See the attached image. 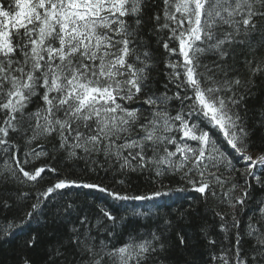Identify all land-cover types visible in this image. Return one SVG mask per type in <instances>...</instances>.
Masks as SVG:
<instances>
[{
  "label": "snow or ice",
  "instance_id": "1",
  "mask_svg": "<svg viewBox=\"0 0 264 264\" xmlns=\"http://www.w3.org/2000/svg\"><path fill=\"white\" fill-rule=\"evenodd\" d=\"M262 90L264 0H0V240L32 249L40 225L66 233L51 264H165L210 213V264H264Z\"/></svg>",
  "mask_w": 264,
  "mask_h": 264
},
{
  "label": "trees",
  "instance_id": "2",
  "mask_svg": "<svg viewBox=\"0 0 264 264\" xmlns=\"http://www.w3.org/2000/svg\"><path fill=\"white\" fill-rule=\"evenodd\" d=\"M261 97H264V90L261 91L260 97L250 103L259 104ZM253 141L254 143L250 150L253 151L254 154L264 150V134H261L259 130H257V132L253 135ZM101 176H103V174H101ZM85 178L92 179L94 182H99L95 177ZM236 178L239 179L238 173L236 174ZM49 183H51L49 180L44 181V185ZM104 183L109 187H115V185L111 183V180H104ZM76 191L80 190L71 189L70 194L75 193ZM129 191H131V189H129ZM0 194L10 195V186H0ZM196 195L197 194L194 192L177 193L166 202L164 200L157 201L161 207L159 209H153V212H158L160 216L169 215L175 218L177 212L187 207ZM250 195L252 196V202L248 209L249 213L256 207L255 201L257 199H264V191L256 188L254 185ZM93 197H100V194H90L88 197L90 202L93 200ZM103 199L105 198L100 197V199L96 202H102ZM137 205H139V202H137ZM132 207V204H128L125 205V207L119 208L118 211L122 213L125 211V208L131 209ZM221 210L226 211V209L223 208H221ZM8 215H12V213H8ZM247 215L248 213H245V217ZM205 221H207L209 225H213L210 235L219 243L223 234L219 232L217 227H215L217 221L212 219L210 213L207 215L202 214L197 216V218L190 224L181 225L191 238V242L183 248L175 246L170 248L166 256L162 257V259L165 260V264H210V252H219V247L210 248L207 242L200 238L199 226ZM155 223V220L148 217H134L130 215L127 221V230L133 231L138 229L140 233H146L148 227L153 226ZM33 227L38 229V246L32 249H25L23 247L24 237L19 233L12 238L0 240V264H22V259L24 257H27V259L31 261V264H51L49 252L50 250H54V246L57 244V241L66 235V233L63 229L53 230L50 227H41L40 225H33ZM53 231H55V234H53ZM241 247L244 252L252 250L250 241L243 242ZM59 264H66V262L60 261Z\"/></svg>",
  "mask_w": 264,
  "mask_h": 264
}]
</instances>
